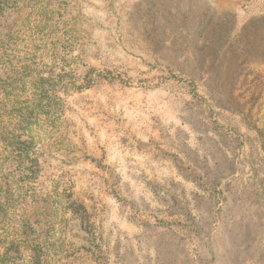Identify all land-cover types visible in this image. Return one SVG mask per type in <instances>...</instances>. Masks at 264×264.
I'll return each mask as SVG.
<instances>
[{
	"label": "rangeland",
	"instance_id": "374dc122",
	"mask_svg": "<svg viewBox=\"0 0 264 264\" xmlns=\"http://www.w3.org/2000/svg\"><path fill=\"white\" fill-rule=\"evenodd\" d=\"M237 3L0 0V264H264Z\"/></svg>",
	"mask_w": 264,
	"mask_h": 264
},
{
	"label": "crops",
	"instance_id": "0c3cea01",
	"mask_svg": "<svg viewBox=\"0 0 264 264\" xmlns=\"http://www.w3.org/2000/svg\"><path fill=\"white\" fill-rule=\"evenodd\" d=\"M241 2L237 3V12L235 14L239 25L237 24L230 29L231 33L235 32V36L228 37V40H236L242 44L237 45L234 41H230L233 45L232 48L235 49L243 51L264 50V28L250 25L251 20L264 18V0H241ZM205 40H203L204 46L207 43ZM260 179L264 181L263 177Z\"/></svg>",
	"mask_w": 264,
	"mask_h": 264
}]
</instances>
